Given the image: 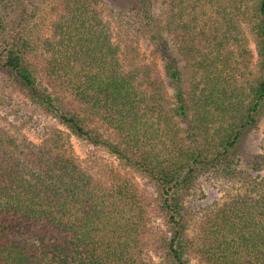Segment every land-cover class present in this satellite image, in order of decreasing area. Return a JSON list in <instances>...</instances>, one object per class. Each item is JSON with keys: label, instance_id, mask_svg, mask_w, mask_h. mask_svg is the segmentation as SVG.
I'll return each mask as SVG.
<instances>
[{"label": "trees", "instance_id": "trees-1", "mask_svg": "<svg viewBox=\"0 0 264 264\" xmlns=\"http://www.w3.org/2000/svg\"><path fill=\"white\" fill-rule=\"evenodd\" d=\"M0 73L65 128L35 143L0 122V264H264V150L244 165L264 119V0H0ZM71 134L156 195L84 166ZM204 176L238 186L191 237L185 203ZM154 214L168 224L155 245Z\"/></svg>", "mask_w": 264, "mask_h": 264}, {"label": "rangeland", "instance_id": "rangeland-1", "mask_svg": "<svg viewBox=\"0 0 264 264\" xmlns=\"http://www.w3.org/2000/svg\"><path fill=\"white\" fill-rule=\"evenodd\" d=\"M163 0H155L156 8H159V3ZM27 9H33L32 6L27 5ZM44 12L42 14L38 31L46 34L49 29L50 21L52 20L50 14V6L43 5ZM244 35L247 39V45L251 52V67L255 70L257 63V53L255 44L250 36L248 29L243 27ZM141 53L144 56L146 63H151L153 54L146 44L143 43ZM157 61V60H156ZM160 70L161 65L158 61ZM0 122L6 125L9 129L18 131L20 135H25L29 140L40 143L47 129L57 127L65 129L57 119L47 114L41 107L33 103L30 98L22 92L18 87L0 73ZM105 135L110 134L105 128L101 129ZM71 145L75 155L79 158L84 166L94 167L91 170L97 174H102L108 170V167H113L117 173L128 179H132L141 192L153 197L156 195V187L146 175L142 174L136 169L125 165L122 161L109 154L104 148L95 146L90 142L83 140L71 134ZM264 150V119L253 128L244 143V165L252 167L254 162L259 159V155ZM105 168L107 170L103 171ZM106 178V176H104ZM108 179V178H107ZM232 182L224 180H217L215 178L204 176L201 177L185 203L188 213L192 216L193 222L189 229L191 237L196 234L200 214L212 207L216 201H220L232 191L237 188V185ZM148 227L154 233V237L150 241L158 240L160 233L168 230L166 217L162 214H154L150 216ZM149 237V236H148ZM154 245L149 249V257L156 262L163 258L161 251L155 249ZM151 246V245H150ZM188 264H198L197 259L189 256Z\"/></svg>", "mask_w": 264, "mask_h": 264}]
</instances>
